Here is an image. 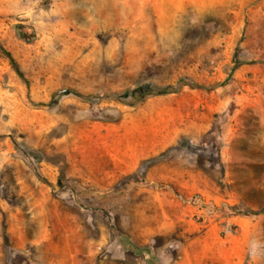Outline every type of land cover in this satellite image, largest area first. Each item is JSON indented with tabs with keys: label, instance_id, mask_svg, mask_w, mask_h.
<instances>
[{
	"label": "rangeland",
	"instance_id": "obj_1",
	"mask_svg": "<svg viewBox=\"0 0 264 264\" xmlns=\"http://www.w3.org/2000/svg\"><path fill=\"white\" fill-rule=\"evenodd\" d=\"M0 44V264H264L229 146L264 114V0H0Z\"/></svg>",
	"mask_w": 264,
	"mask_h": 264
},
{
	"label": "crops",
	"instance_id": "obj_2",
	"mask_svg": "<svg viewBox=\"0 0 264 264\" xmlns=\"http://www.w3.org/2000/svg\"><path fill=\"white\" fill-rule=\"evenodd\" d=\"M231 119H234L233 127L235 125L236 130L229 140L233 151L231 157L236 159V167L247 173L246 190L256 189L260 182L264 183V114H233ZM239 140L245 145L238 148L236 144ZM253 178L255 181H252Z\"/></svg>",
	"mask_w": 264,
	"mask_h": 264
},
{
	"label": "trees",
	"instance_id": "obj_3",
	"mask_svg": "<svg viewBox=\"0 0 264 264\" xmlns=\"http://www.w3.org/2000/svg\"><path fill=\"white\" fill-rule=\"evenodd\" d=\"M17 29V33L18 36L26 39V35L24 34V32L21 30L22 26L21 25H16L15 26ZM0 51L2 53H4L10 60L12 66L14 67L15 71L22 76V72L19 69L15 59L13 58V56L10 54V52L8 50H6V48H4L1 44H0ZM185 84L183 81L178 80L175 85H158L152 82H145L142 84H138L136 86H134L131 89H127L124 92L120 93V94H116L114 95V97L118 98H125L126 100H122L127 104H132L134 102L143 100L147 97H153V96H159V95H166L169 93H173L176 92L180 89V87ZM248 212H250L249 210H247ZM256 212V213H260Z\"/></svg>",
	"mask_w": 264,
	"mask_h": 264
}]
</instances>
